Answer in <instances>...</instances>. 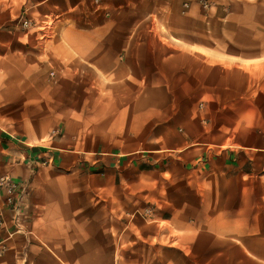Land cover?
Masks as SVG:
<instances>
[{
  "label": "crops",
  "instance_id": "1",
  "mask_svg": "<svg viewBox=\"0 0 264 264\" xmlns=\"http://www.w3.org/2000/svg\"><path fill=\"white\" fill-rule=\"evenodd\" d=\"M94 8L0 0V176L29 190L0 264H264V0Z\"/></svg>",
  "mask_w": 264,
  "mask_h": 264
},
{
  "label": "built area",
  "instance_id": "2",
  "mask_svg": "<svg viewBox=\"0 0 264 264\" xmlns=\"http://www.w3.org/2000/svg\"><path fill=\"white\" fill-rule=\"evenodd\" d=\"M201 10L208 14L217 6V0H195ZM96 12L100 10L101 0H92ZM184 8L187 4L183 5ZM59 18L48 15L41 22L35 23L27 18H20L18 24L23 30L37 29L42 39H49L55 31ZM49 77L54 79L55 72ZM56 135V132H53ZM27 184L15 180L10 175L0 176V258L7 251L8 244L16 234L24 233L25 203L28 197Z\"/></svg>",
  "mask_w": 264,
  "mask_h": 264
},
{
  "label": "rangeland",
  "instance_id": "3",
  "mask_svg": "<svg viewBox=\"0 0 264 264\" xmlns=\"http://www.w3.org/2000/svg\"><path fill=\"white\" fill-rule=\"evenodd\" d=\"M253 14L258 16L259 11L251 10ZM251 33L255 37L251 40V95L255 96L251 119L254 118L257 128L264 130V19L257 18L251 25Z\"/></svg>",
  "mask_w": 264,
  "mask_h": 264
}]
</instances>
